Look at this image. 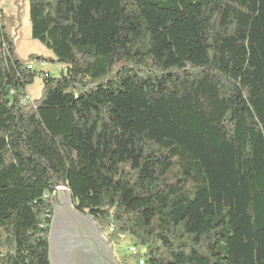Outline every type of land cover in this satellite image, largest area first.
<instances>
[{"label": "trees", "instance_id": "obj_1", "mask_svg": "<svg viewBox=\"0 0 264 264\" xmlns=\"http://www.w3.org/2000/svg\"><path fill=\"white\" fill-rule=\"evenodd\" d=\"M0 14V264H50L60 187L145 264H264V0H29L59 77Z\"/></svg>", "mask_w": 264, "mask_h": 264}, {"label": "water", "instance_id": "obj_2", "mask_svg": "<svg viewBox=\"0 0 264 264\" xmlns=\"http://www.w3.org/2000/svg\"><path fill=\"white\" fill-rule=\"evenodd\" d=\"M50 264H115V253L96 222L76 210L70 191L53 198L48 239Z\"/></svg>", "mask_w": 264, "mask_h": 264}, {"label": "rangeland", "instance_id": "obj_3", "mask_svg": "<svg viewBox=\"0 0 264 264\" xmlns=\"http://www.w3.org/2000/svg\"><path fill=\"white\" fill-rule=\"evenodd\" d=\"M0 9L5 14L4 24L7 25L9 33L15 41L17 56L24 61H28L31 55L45 59L46 67L44 72L49 73L52 77H59L65 72L66 66L55 62L53 53L43 44L34 40L31 35V24L29 21V0H0ZM41 69H37L40 73ZM31 100L41 97L43 90L42 78H37L29 88ZM68 191L66 187H60L58 192ZM130 240L118 241L113 250L116 258L124 262L126 260L134 264L136 259L132 258L128 252Z\"/></svg>", "mask_w": 264, "mask_h": 264}, {"label": "built area", "instance_id": "obj_4", "mask_svg": "<svg viewBox=\"0 0 264 264\" xmlns=\"http://www.w3.org/2000/svg\"><path fill=\"white\" fill-rule=\"evenodd\" d=\"M0 17H1V14H0ZM45 67H46L45 61H40V60H37V61H35L33 63H30L28 65V69L31 70V71H34V70H37V69H41V71H43L45 69ZM28 101H30V99H28ZM113 232H114V226L112 225L111 227H109L107 229V234L113 233ZM105 237H107L106 234H105ZM139 251L140 250H139V248L136 245H130L129 246L128 252H129L131 257L136 255V254H138ZM129 264H131V263H129ZM134 264H145V259H143V258L136 259Z\"/></svg>", "mask_w": 264, "mask_h": 264}, {"label": "flooded vegetation", "instance_id": "obj_5", "mask_svg": "<svg viewBox=\"0 0 264 264\" xmlns=\"http://www.w3.org/2000/svg\"><path fill=\"white\" fill-rule=\"evenodd\" d=\"M100 230V229H99ZM102 235H104V237H105V234H102ZM107 238V237H106ZM108 239V238H107ZM103 264H104V262H103ZM106 264H110L109 262H106ZM115 264H120V262H119V260L116 258V255H115Z\"/></svg>", "mask_w": 264, "mask_h": 264}, {"label": "crops", "instance_id": "obj_6", "mask_svg": "<svg viewBox=\"0 0 264 264\" xmlns=\"http://www.w3.org/2000/svg\"><path fill=\"white\" fill-rule=\"evenodd\" d=\"M67 69V67L65 68V70ZM28 91H29V89H28ZM29 95H30V97H31V94H30V91H29ZM38 99V98H37ZM36 100V99H35Z\"/></svg>", "mask_w": 264, "mask_h": 264}]
</instances>
